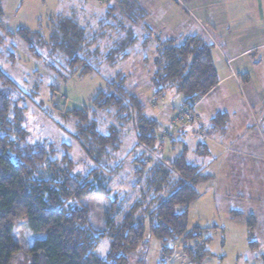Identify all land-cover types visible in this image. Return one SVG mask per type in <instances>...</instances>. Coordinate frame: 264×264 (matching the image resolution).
Returning <instances> with one entry per match:
<instances>
[{"label":"trees","instance_id":"obj_1","mask_svg":"<svg viewBox=\"0 0 264 264\" xmlns=\"http://www.w3.org/2000/svg\"><path fill=\"white\" fill-rule=\"evenodd\" d=\"M97 3L104 10L95 17L96 25L87 26L79 17L57 13L49 21L47 38L26 27L6 30L0 22V56L5 40L18 36L53 72L82 77L98 72L102 62L126 59L134 45L152 42L149 80L155 97L173 90L183 95V105L192 107L217 84L212 44L203 35L166 38L148 30L140 35L138 23L146 12L138 0ZM1 10L0 3V14ZM9 57L14 59L12 52ZM125 82L120 75L109 78L89 107L63 113L74 119L72 136L92 164L86 172L76 173L67 144L59 143L63 152L57 158L50 141H27L28 131L22 125L26 107L11 97L12 91L22 89L0 66V264H12L21 251L14 231L22 220L32 232L43 234L24 250L29 264H129V255L147 243L146 231L160 242L159 264L172 254L171 243L179 240L192 263L200 264L209 254L205 245L210 237L203 233L210 227L188 229L187 215L189 205L199 196L198 185L211 176L187 160L186 147L171 157L160 155L159 123L146 113V106L127 90ZM103 112L123 127L111 122L106 132L100 131L96 117ZM227 120L226 112H217L210 131L225 130ZM125 124L133 127L131 151L143 149L132 159L137 194L124 210L112 198L103 212L101 228L95 229L85 199L111 193L106 183L121 168L122 161H114V154ZM195 152L205 155L208 146L197 142ZM248 225L252 226L251 220ZM103 239H108L109 247L100 254L97 248Z\"/></svg>","mask_w":264,"mask_h":264},{"label":"rangeland","instance_id":"obj_2","mask_svg":"<svg viewBox=\"0 0 264 264\" xmlns=\"http://www.w3.org/2000/svg\"><path fill=\"white\" fill-rule=\"evenodd\" d=\"M97 2L98 0H86L85 3L78 0H0L2 8L0 22L6 30L15 32L20 27H26L47 38L49 21L57 13L79 17L82 20L80 22L87 23V26L95 24L97 16L104 10V7ZM91 4L94 5L95 10L85 11ZM143 29L154 33L152 29ZM204 33L206 41L212 44V54L218 43L208 28ZM1 49V68L22 89L12 91L11 97L18 104L23 101L26 107L22 125L28 131L27 141H50L55 147L57 158H60L63 152L59 143L67 144L68 156L73 162V170L76 173L86 172L92 164L72 136L75 129L74 119L66 118L63 113L75 107H89L94 95L104 87L105 80L116 75L125 77L127 90L138 96L146 106V113H149V106L157 109L154 113L159 123L157 134L165 132L174 125L173 111L187 107L182 103L183 95L173 90L165 91L159 98L154 96L155 88L149 80L153 68L152 42L145 46L138 43L131 48L130 55L126 59L116 60L114 64L102 62L98 72L82 77H66L53 72L42 59L34 57L28 51L25 43L18 36L6 39ZM218 50L221 52L220 49ZM9 52L13 53V60L9 57ZM249 101L244 102L246 110L242 116L243 125L233 126L222 141L218 133L209 137L205 134L201 138L197 132L196 136L189 134L180 137V141L176 140L172 143L170 139L175 133L172 128L170 131V133L173 131L172 135H167L163 143L158 145L160 155H164L165 158L178 154L183 147H186L187 160L201 167L203 173L210 172L214 176L213 180L198 185L199 196L188 208V229L193 226L210 227L203 233V237H210L205 245L209 254L200 264H263L264 120L257 104H250ZM198 108L200 109V106ZM96 120L102 132L107 131L111 122L118 128L123 127L104 112L99 113ZM186 124L188 126L194 124L196 127L205 125L203 118ZM178 125L180 130L185 123L181 122ZM124 128L125 133L121 131L120 146L114 154V161H122L121 168L106 183L111 193L108 197L97 196L85 199V203L90 208V222L95 229L101 228L103 212L112 198L116 197L118 207L124 210L137 194L134 188L132 159L143 149L138 147L131 151L134 141L133 127L131 124H125ZM197 142L207 144L210 148L209 152L205 155L196 153ZM226 142H229V149ZM206 185L216 187L211 189ZM250 220L252 226L248 225ZM14 234L21 251L15 255L12 264H29V257L24 250L35 239L42 238L43 234L32 232L25 220L15 226ZM145 240L147 243H143L138 251L129 255V264H159L160 242L148 231L145 233ZM255 243L256 247H250ZM108 247V239H103L97 249L100 254H104ZM171 247L172 254L161 264H196L190 262L182 252L180 240L171 243Z\"/></svg>","mask_w":264,"mask_h":264},{"label":"crops","instance_id":"obj_3","mask_svg":"<svg viewBox=\"0 0 264 264\" xmlns=\"http://www.w3.org/2000/svg\"><path fill=\"white\" fill-rule=\"evenodd\" d=\"M138 1L146 12L140 35L145 25L166 38L203 35L208 28L218 43L212 51L218 82L192 106L196 120L203 118L206 126H183L171 136L172 143L189 134L196 136L200 129L201 138L218 133L220 141L224 140L233 126L243 125L245 101L257 104L264 120V0ZM89 6L85 11L95 10L93 4ZM148 111L154 115L157 109L149 106ZM217 112L227 113L225 130L210 131V121ZM208 174L213 180V174Z\"/></svg>","mask_w":264,"mask_h":264},{"label":"built area","instance_id":"obj_4","mask_svg":"<svg viewBox=\"0 0 264 264\" xmlns=\"http://www.w3.org/2000/svg\"><path fill=\"white\" fill-rule=\"evenodd\" d=\"M172 118H173L174 125H172V127L168 128V130H166L165 132H162L161 134H159V137H158L159 140L158 141H164L166 139L167 135L170 134V131L172 130V128L175 129L178 123H180L182 121L190 123L193 120H195L197 117H196L195 113L193 112L192 107L189 106V107H185V108L182 107L180 110H178L176 112L173 111Z\"/></svg>","mask_w":264,"mask_h":264}]
</instances>
